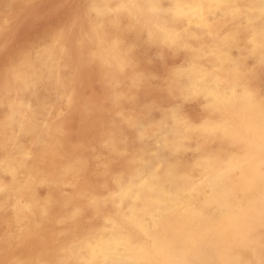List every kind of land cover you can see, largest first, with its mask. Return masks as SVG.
I'll list each match as a JSON object with an SVG mask.
<instances>
[{
	"label": "rangeland",
	"instance_id": "rangeland-1",
	"mask_svg": "<svg viewBox=\"0 0 264 264\" xmlns=\"http://www.w3.org/2000/svg\"><path fill=\"white\" fill-rule=\"evenodd\" d=\"M94 1L95 0H0V46L2 45L0 47V84H1L0 85V94H1L0 96H2L0 98V131L2 132V133L0 132V141H1L0 145L3 146V147L0 146V195H1L0 196V202H1L0 203V240H1L0 241V245H1L0 246V249H1L0 250V257H1L0 258V264H6V263L7 264H22V263L23 264H25V263L26 264H34V263L37 264V262H40L41 264H56V263L57 264H71L72 262H73L72 264H98L97 261H94L93 259L88 257L89 256L88 249L93 248L91 246H95V244L100 239V237L102 235L100 233H102V230L104 228L111 227L110 226L111 223L116 222L122 216L124 218H127V217L132 218L133 217L134 219H139V218L140 219L141 218L146 219V217L143 214H141V210H140L143 207L142 206V204L144 202L142 200L143 198L138 197L136 200L137 204L135 205L136 202H134V209H132L131 204H130L131 203L130 199L129 198H122V200H119V196H120V192H123V191L124 192H127V191L128 192H137V193H139V196L143 195L142 193L144 191V189H143L144 186H142L143 185L142 179L144 177H146L150 171H143L142 170V168L140 166V163H141L140 159L142 156H145V155L151 156L152 153L154 152V151H152V149L157 151V155L159 157V164H160L159 167H161V168L159 169V167H158L157 172H162L166 168L173 169L176 172V175L178 174L177 175L178 183H177L176 189L179 191H183V190L188 188V186H189L188 181L190 179L192 180V182L194 181L192 183V185L200 184L203 182L204 174L211 173L213 168L218 167L219 165H220L219 167H224L223 160L227 156L230 155V152L233 149L237 148L236 147L237 144H238V147H243L245 149L248 148L251 152V155H252L254 162H253V164H251L249 166L244 165L242 167V169L244 168L243 170H245V172H248V171L250 172V175L252 178V184H251L252 186L250 189H246L245 193H243L242 196L239 197V199L242 201V203H248L252 200L258 201L259 195L264 194V179H263L264 178V164H263L264 163V139H263L264 127L262 125L264 123V111H263L264 110V106H263L264 105V101H263V99H264V71H263L264 70V63H263L264 62V58H263L264 57V47L260 43V39H261L260 34L264 33V23H263L264 22V14L260 13L259 10L257 9V3H256L257 0H255V2H254V0H232L231 1L232 3H229L230 5L229 4L228 5L227 4H221L220 6H214L213 5V6H211L212 8L211 7H209V8L203 7V9L201 11L196 12L199 14L193 13L191 17L180 16L177 14V12H178L179 8L185 6L186 4L192 3V1H194V0H164V1L158 0V2L151 8H149V6L147 5L148 4L147 1H144V0H129V1L128 0H120V1L116 0V2H115V0H96L95 5H94ZM106 1H107V3H105ZM124 2H126L127 4ZM111 4H112V6L115 5L116 8L118 7L117 10L115 7H112ZM116 4H118V5H116ZM32 6H33V8H32ZM93 6H95V7L93 8ZM92 8H93V10H92ZM106 9H107V13H106ZM13 10H15V11H13ZM121 10H122V12H121ZM29 11H31V12H29ZM34 11H35V13H33ZM133 11H134V13H133ZM253 13H254V16H253ZM105 14H107V15H105ZM20 15H21V17H20ZM136 15H137V17H136ZM229 15H230V17H229ZM87 16L89 19L88 18L86 19ZM116 16L119 19H117ZM109 17L111 18V20ZM139 17H141V18H139ZM228 17H229V19H228ZM20 18H22V19H20ZM83 19H85V20H83ZM105 19L107 21H105ZM92 21L94 23H92ZM102 21H104L105 23ZM123 21H125V22H123ZM34 22H35V25H33ZM83 22H86V23H83ZM204 22L206 24H204ZM37 23H39V24H37ZM79 23H80V26H79ZM200 23H201V25H200ZM253 23H254V25H253ZM90 24H93V25L91 26ZM100 24H102V25H100ZM97 25H99V26H97ZM69 26H70V28H69ZM96 26H97V30H96ZM119 26H120V28H119ZM226 26H228V27H226ZM260 26H262V27H260ZM62 28H63V30H62ZM57 29H59V30H57ZM94 29H95V32L93 31ZM188 29H190V30L188 31ZM89 30L91 31V33L89 32ZM92 32H93V34H92ZM149 32H150V34H149ZM58 33L59 34L61 33V34L59 35ZM38 34H39V36H38ZM48 34H50V35H48ZM94 34H95L96 38L94 37ZM237 34H239V35H237ZM97 35H99L100 38ZM108 35H110V36H108ZM156 36L158 38H156ZM73 39H75L76 41ZM159 39L162 42H160ZM79 41H81V42H79ZM51 42H53V43H51ZM116 42H118V43L116 44ZM64 43H65V45H64ZM177 43H179V44H177ZM55 44L57 46H55ZM114 44H116V45H114ZM49 46H51V47H49ZM205 46H206V48H205ZM218 46H220V47H218ZM33 48H34V50H33ZM187 48H189V49H187ZM242 48H243V51L241 50ZM29 49H31L33 52ZM71 49H73V50H71ZM94 49H95V52H94ZM64 50L66 51V54H63V53H65ZM75 50L77 51V54H76ZM101 50H104V52ZM115 50H117L119 52H117ZM188 51H190V52H188ZM194 51H195V53H194ZM73 52H74V54H73ZM184 52H186V53H184ZM192 52H193V54H192ZM211 52L214 56L211 54ZM243 52H244V54H243ZM54 53L57 55H55ZM106 53L108 55L107 57H106ZM167 53H169V54H167ZM230 53H231V56H230ZM39 54H41V55H39ZM95 54H96V56H95ZM127 54H129V55H127ZM62 55L64 57H62ZM84 55H85L86 60H84ZM102 55H104V56H102ZM218 55H220V56H218ZM41 56H43V57H41ZM75 56H77V58ZM38 57H40V59ZM60 57H61V59H60ZM191 57L193 59H191ZM214 57H216V58H214ZM91 58H92V60H91ZM95 58H97L98 60ZM261 58H263V59H261ZM21 59L23 60V62ZM63 59L65 60V62ZM119 59H121V60H119ZM166 59H167V61H166ZM207 59H208V61H207ZM152 60L154 62H152ZM163 60H164V63H163ZM174 60H177V61H174ZM222 60H226V63H225V61H222ZM17 61H19V62H17ZM20 61L22 62V64H20L21 63ZM244 61H245V63H244ZM38 63H39V65H38ZM55 63H57V64H55ZM64 63H66V64H64ZM99 63H101V64H99ZM239 63H240V65H239ZM98 64L100 66H98ZM32 65L34 67H32ZM211 65H212V67H211ZM64 66H66V67H64ZM147 66H149V67H147ZM155 66L157 67L156 69H155ZM91 67L93 69H91ZM44 68H46V69H44ZM26 69L27 70L30 69V70L27 71ZM35 69L38 71V73H36L37 71H35ZM56 69H57V72H56ZM105 69L108 72H106ZM146 69H147V71H146ZM25 70L27 73H25ZM45 70H46V72H45ZM58 70L60 71V73ZM92 70H94V71H92ZM95 70H96V72H95ZM116 70H118V72ZM32 71L35 73L33 74ZM50 71H52L51 72L52 74L50 73ZM220 71H223V73ZM80 73L82 74V76H80L81 75ZM228 73L230 76L228 75ZM26 74H28V75H26ZM70 74H72V75H70ZM231 74H232V76H231ZM24 75H26V76H24ZM30 75L33 77H31ZM112 76H114V77H112ZM84 77L85 78L87 77L86 80ZM100 77H101L102 82L100 81ZM174 77H178V78L175 80ZM191 77H192V79H191ZM214 77L216 78V80L219 81L221 86H229V85H239L242 87L244 86V89L247 92L246 96L245 97L242 96L239 100H235V101L229 100L226 102V105L228 104V106L225 105V110L228 113V115L220 106H218L219 103L217 104V101H215L210 95H205L204 93H201V87L203 86V84H205V81L212 79ZM72 78H73V80H72ZM82 78L84 81L82 80ZM92 79H93V81H92ZM25 81H27V82H25ZM66 81H68V82L66 83ZM104 81L106 84L105 83L103 84ZM38 82H41L40 85ZM84 82H86L87 84L86 83L84 84ZM242 82H244V83H242ZM253 82H256V84ZM25 83L26 84L28 83L27 86ZM53 83H54V85H53ZM249 83H250V85H247ZM30 84L32 86L35 84L36 87L33 86V88H32V86ZM82 84L84 87L82 86ZM226 84H228V85H226ZM181 85H183V86H181ZM251 85H252V87H251ZM47 87H48V89H47ZM1 88H2V90H1ZM92 88H93V90H92ZM169 88L172 90H170ZM25 89H26V94L24 92ZM43 89H45V90H43ZM186 89H187V92H186ZM69 90H71L72 92ZM80 90H81V92H79ZM259 90H261V92ZM20 91H22L23 93ZM39 91H41V92H39ZM94 91H95V93H94ZM107 91H109V92H107ZM1 92H3V93H1ZM252 92L253 93L257 92L256 93L257 96H256V94L254 96V94ZM52 93H53V95H52ZM175 93H177V94H175ZM251 93H252V95H251ZM28 94H29V96H28ZM78 94L80 95V97ZM95 94H96V96H95ZM194 94H196V95H194ZM41 96H43V97H41ZM81 96H83L84 98H82ZM196 96H198V97H196ZM162 97H164V98H162ZM21 98H22V100H21ZM52 98H54V100ZM182 98H183V100H182ZM260 98H261V100H260ZM16 99H17V101H16ZM61 99H63V100H61ZM92 99H93V101H92ZM188 99L189 100L191 99V100L189 101ZM69 100H71V101H69ZM94 100H96V102H95L96 104L94 103ZM33 101H34V103H33ZM50 101H51V103H50ZM67 101H69V102H67ZM124 101H125V103H124ZM162 101H164V102H162ZM209 101H210V103H209ZM259 101L262 102L261 103L262 106L260 108H257L254 102H259ZM5 102H6V105H4ZM76 102H78V105L76 104ZM153 102H154V104H153ZM158 102H159V104H158ZM176 102H178V104ZM192 102H194L195 104ZM200 103H202L201 104L202 107H201ZM213 103H214V105H213ZM24 104H26V105L24 106ZM87 104H89V105H87ZM187 104H189V105H187ZM232 104L235 106H233ZM53 105H54V107H53ZM2 106H3V108H2ZM4 106H5V108H4ZM8 106H9V108H8ZM105 106H106V109L104 108ZM162 106H164L165 108ZM184 106L186 107V109ZM213 106H215V107H213ZM157 108H159V109H157ZM160 108H162L161 111H160ZM229 108L231 110H229ZM26 109L28 111V114H29V112H30V114L31 113L32 114L31 115L29 114L27 116ZM188 109H191V110H188ZM208 109H210V110H208ZM108 110H110V111H108ZM135 111H137V112H135ZM169 111H170V114H169ZM199 111H201V112H199ZM211 111H212V113H211ZM189 112L191 114H189ZM215 112H216V114H215ZM232 112H234V113H232ZM257 112H259V113H257ZM57 113H58V115H57ZM73 113L75 115H73ZM19 114H21V116ZM68 114H69V116H68ZM153 114L155 116H153ZM220 114L221 115L223 114V115L221 116ZM34 115H36L37 118ZM83 115H84V117H83ZM95 115H97V116H95ZM108 115H110V116H108ZM185 115H187L189 118ZM219 115L221 117H219ZM240 115H241V118H240ZM16 116H17L18 120L16 119ZM92 116H94V117L92 118ZM259 116L260 117L262 116V119ZM12 117H13V119H11ZM54 117H55V119H54ZM147 118L149 121L147 120ZM203 118H205V119H203ZM212 118H213V120H212ZM218 118H221V120L222 119L223 120L221 121ZM234 118H236L239 122ZM257 118H258V120H257ZM7 119L10 121H8ZM172 119H174V121ZM186 119H188V120H186ZM224 119L226 121H224ZM190 120L192 121V125L196 122L195 125L192 126ZM200 120H201V122H200ZM240 120H242V121H240ZM253 120H254V122L256 120L257 121L254 123ZM215 121L217 123L218 122L219 123L217 124V123H215ZM8 123H10V124H8ZM208 123H210V124H208ZM29 124H31V126ZM235 124L237 125V128H234V127H236ZM253 124H255V125H253ZM197 125H199V126H197ZM226 125H228V126H226ZM108 126H109V128H108ZM138 126H139V128H138ZM1 127H2V129H1ZM130 127H132V128L130 129ZM204 127H206V128H204ZM218 127H220V128H218ZM228 127H229V129H228ZM239 127L241 129L243 128L242 130H244V133ZM252 127H253V129H255L257 127L255 130L256 131L260 130V132L261 131L262 132L259 133V131L258 132H256L255 130L253 131V129H250ZM100 128H101V130H100ZM113 128H115V129H113ZM142 128H143V130H142ZM64 129H66V130H64ZM147 129H149V130H147ZM238 129H240V132ZM241 131H242V134H241ZM251 131L255 134L257 133L256 134L257 136L260 135L259 136L260 140L255 139L256 141H254L252 138H248V137L255 136L253 133H250ZM116 132H117V134H115ZM222 132H223V135H222ZM245 132L247 134H245ZM32 133L34 134V136ZM113 133H114V135H113ZM129 134H131V135H129ZM244 134L246 135V138H245ZM251 134H253V135H251ZM119 135L121 137H119ZM113 136L118 142L113 138ZM239 136H240V138H239ZM101 137H103V138L101 139ZM109 137H110V139H109ZM162 137H163V139H162ZM32 138H34V139H32ZM92 138L95 140V141L93 140L94 141L93 143L91 140ZM135 138H136V140H134ZM166 138H168V139H166ZM172 138H173V140H171ZM207 138H209V139H207ZM103 139H104V141H103ZM137 139H139V140H137ZM62 140H64L65 142ZM26 141H28V143ZM56 141H57V143H56ZM77 141L79 144H77ZM247 141H250V142H247ZM101 142H103V143H101ZM139 142L142 144L144 143V144L143 145L139 144ZM176 142H177V144H176ZM38 143H41V145ZM58 143L60 144V147H59ZM71 143H72V145H71ZM124 143L126 144L125 146H127V145L128 146L127 147L122 146V145H124ZM256 143H257V145H256ZM85 144H87V145L85 146ZM251 144H253V145H251ZM69 145H71V146H69ZM82 145H83V147H82ZM247 145H249L250 147L252 146V147L250 148ZM38 146H40V147H38ZM97 146H99V147H97ZM255 146H257L259 149H261L263 151V153L261 150H259ZM45 147H46V149H45ZM53 147L55 148V150L52 149ZM70 147L72 149H75L76 151L75 150L73 151ZM77 147H79V148H77ZM89 147H90V149H89ZM60 148L61 149L63 148V149L61 150ZM6 149H7V151H5ZM114 149H115V151H114ZM255 149L257 151H255ZM58 150L62 151V152L60 153ZM132 150L136 153H133ZM148 150H149V152H148ZM258 150H259V152H258ZM97 151H98V153H97ZM131 151H132V155H131ZM254 151L257 153H255ZM113 152H115V153H113ZM127 152H128V154H126ZM252 152L254 154H252ZM100 153L101 154L103 153V155L101 156ZM166 153H167V155H166ZM37 154H38V156H37ZM65 154L66 155L68 154L67 155L68 157ZM77 154L81 155V156H78ZM94 154H95L96 158L94 157ZM118 154H120V155H118ZM133 154H135V155H133ZM52 155H53V157H52ZM96 155L98 156V158ZM14 157H15V159H14ZM112 157H114V158H112ZM109 158H111V159H109ZM93 159H94V161H93ZM96 159L98 160L97 162H96ZM128 159H129V161H128ZM133 159L135 160V162ZM38 160L40 162H38ZM132 160H133V162H132ZM185 160H187V161H185ZM217 160H218V162H217ZM57 161H59V162H57ZM100 161L102 164L100 163ZM110 161L113 163H109ZM90 162H92V163H90ZM258 162L260 163V165ZM88 163H89V165H88ZM107 163H108V165H106ZM37 164H38V166H37ZM190 164H191V166H190ZM82 165H84V166H82ZM100 166H101V168H100ZM25 167H26V169H25ZM133 167H134V169H133ZM29 168H31V169H29ZM53 168H54V170H53ZM76 168H77V170H76ZM98 168H99V170H98ZM110 168L113 170H111ZM150 168H151V166H150ZM43 169H45L47 171L45 172ZM85 169L86 170L91 169V170H90V172L88 170H87L88 172H86ZM105 169L106 170L109 169V171H106ZM120 169H121V171H120ZM261 169H262V171H261ZM53 171H57V172L54 173ZM84 171H85V173H84ZM113 171H115V172H113ZM196 171H198V172H196ZM91 172H92V174H91ZM199 172H201V174H200L201 176L197 175ZM56 173H58V174H56ZM60 173H61V175H60ZM93 174H96V175L93 176ZM27 175H28V177H27ZM115 175H116V177H115ZM46 176H47V178H43ZM52 176H54V177H52ZM83 176H85L84 177L85 179L83 178ZM91 176H93V177H91ZM95 176H96V178H95ZM49 177H50V179H48ZM228 177H229L231 182H236L238 179V178L234 177L232 174H229ZM63 178H65V179H63ZM67 178H69V179H67ZM71 178H72V180H71ZM77 178L79 179V181H77L78 180ZM89 178L93 182H91ZM98 178H100V179H98ZM45 179H46V181H45ZM96 179H98V180H96ZM57 180H58V182H57ZM108 180H110V181H108ZM94 181H95V183H94ZM19 182H21L22 184ZM184 182H185V185H184ZM196 182H199V183H196ZM78 184L82 185L83 187L78 185ZM93 184H95V185H93ZM91 185H93V187ZM34 187H37V190ZM50 187H51V189L49 190ZM74 188H76V189L74 190ZM93 188H94V190H93ZM141 188L143 191L141 190ZM54 189H56V190H54ZM81 189H82V191H80ZM108 189H110V191ZM54 191L56 192V194ZM97 191L98 192L100 191V192L98 193ZM53 193H54V195H53ZM57 193H59V195ZM99 194H101V195H99ZM9 195H10V197H9ZM54 196H56V198ZM109 196H110V198H109ZM198 196H199V199L195 203L190 204L189 206H184L181 204L178 205V204H176L177 202L175 201L174 203L176 205H174V207H173L174 209H172L168 212L164 211L163 206H162V204L164 202L161 198L156 201L157 205L161 208L163 214L165 215L164 216V223L166 225L168 232L174 233V235H176L178 237L179 242H180V247L184 252L183 258L181 260L177 259L175 261V264H250V263H252V264H254V263L255 264H264V257H263L264 256V245H263L264 242H262V240L264 239V237H262V233L264 236V228H263L264 226L262 228L260 226L261 225L260 221L264 220V204H263V206L257 208V212L255 214L250 212V213H245V216L239 217L238 220H241V218L243 219L242 222H243V225H245V226H243L245 231H243V232L240 231L237 233V232H235L234 229L231 228L232 225L228 226L227 224H225L228 227L227 226L223 227V225L219 224L218 223L219 220L217 218L215 219V214L214 213L212 214V212L209 213V214H211V219L209 221L208 218L206 217V214L202 213V211H201L200 194ZM172 198H175V196ZM170 199H171V197H170ZM48 200L49 201L52 200V201L49 202ZM70 200H73V201H70ZM23 201H24V203H23ZM114 201H115L116 205L113 204ZM116 202H118V204ZM227 202L229 204L230 200H228ZM61 203L63 204V206ZM2 204H3V207H2ZM23 204H25L26 206ZM103 204H104V206H103ZM19 205H22V206H19ZM79 205H83L84 207L79 206ZM29 206H30V208H29ZM111 206H112V208H111ZM17 207H18V209H17ZM125 207H126V211H125ZM1 209H2V211H1ZM5 209H7V210H5ZM46 209H47V211H46ZM136 209H137V211H136ZM26 210H27V212H26ZM36 210H38V211H36ZM49 210H50V213L48 212ZM67 210H69V211H67ZM229 210L231 211L230 207H229ZM115 211H116V213H115ZM122 211H123V213H122ZM3 212H4V214H1ZM13 212H14V214H13ZM45 212H47V213H45ZM57 212L59 213L60 216L58 215ZM85 212H86V215L84 214ZM27 213H28V215H27ZM103 213L106 215H104ZM114 213L116 214V216H114L115 215ZM126 213H127V215L125 216L124 214H126ZM47 214H49V215H47ZM110 214L112 215V217ZM85 216L87 217V219ZM107 216L108 217L110 216V217L108 218ZM119 216H121V217L119 218ZM82 217H83V219H82ZM76 218H78V219L76 220ZM79 218H80V221H79ZM14 219L16 221H14ZM110 219L111 220L113 219L114 221L113 220L111 221ZM115 219H117V220H115ZM5 220H7V222ZM83 220H84V222H83ZM27 221L28 222L30 221L32 223L30 224V222L28 223ZM35 221H36V223L34 224ZM47 221H49V222H47ZM17 222H18V225H17ZM39 222H41L40 223L41 225H39ZM37 223H38V225H37ZM48 223L51 225H49ZM8 224H10V225H8ZM78 225H79V227H77ZM28 226L30 227V230H29ZM44 226H48V227H44ZM7 227H8V229H7ZM13 227H14V229H13ZM32 228H34L35 230L33 231ZM23 229H24V231H23ZM31 229H32V231H31ZM124 229H125V231H123ZM261 229H263V230H261ZM17 230H19V231H17ZM260 230L262 231V233ZM21 231H23L25 234ZM35 231H38V233ZM129 231L131 232V234ZM138 231L139 230L134 225L130 224L129 219H128V222L126 221V224L122 225L121 228L118 227L117 229L116 228L111 229L110 235L114 240L115 239H117V240L121 239L123 241L124 246L121 248V250L124 251V249L129 248V249L135 250L136 253L137 252L142 253L145 249L150 248L149 247L150 244L140 234V231L139 232ZM29 232H30V235L32 234L33 236L32 235L30 236ZM33 232L36 234H34ZM41 232H43V233H41ZM155 233H157V232H155ZM260 233H261V237H260ZM47 234H48V236H47ZM54 234H55V236H54ZM24 235H26V236H24ZM255 235H257V236H255ZM45 236H47L49 238L47 239V237L45 238ZM56 236L59 239L58 238L56 239ZM92 236H93V238H92ZM2 237H4V238H2ZM19 237H20V239H19ZM37 237L38 238L41 237V239L40 238L38 239ZM50 238H52V239L50 240ZM61 238H62V240H61ZM89 238H91V239H89ZM22 239H24V240H22ZM69 239L72 241H70ZM139 239H140V241H139ZM256 239H257L258 244L256 243ZM18 240L21 242L20 246H19ZM60 240L62 243L59 242ZM250 240H253V241H250ZM2 241H3V243H2ZM44 241L47 242L48 245ZM37 242H39V243H37ZM58 242H59V245H58ZM66 243H67V245H65ZM51 244H52V246H51ZM30 246H32V247L30 248ZM57 246H59V247H57ZM146 246H147V248H146ZM56 247L59 250L56 249ZM50 248H52V249H50ZM43 249H45L44 250L45 252H43ZM12 250H14V251H12ZM53 251H54V254H53ZM73 251H74V253H73ZM4 252H5V254H4ZM19 252L20 253L23 252V253L19 254ZM42 252L45 254H43ZM37 253H39V254H37ZM60 253L63 254L64 256H61ZM31 254H34V255H31ZM28 257H29V259H28ZM156 258L157 257H146V258H144V261L146 262V264H158V263L164 264L165 263L162 261H160L161 262L160 263L159 260H161V259L157 258L158 259L157 260ZM251 258H253V259H251ZM8 259H9V261H8ZM24 259H25V262H24ZM40 259L44 260V261H40ZM55 259H58L57 262ZM250 259L252 260V262L250 261ZM48 260H50V261H48ZM19 261H20V263H18ZM4 262H6V263H4ZM40 263H38V264H40Z\"/></svg>",
	"mask_w": 264,
	"mask_h": 264
},
{
	"label": "bare ground",
	"instance_id": "bare-ground-1",
	"mask_svg": "<svg viewBox=\"0 0 264 264\" xmlns=\"http://www.w3.org/2000/svg\"><path fill=\"white\" fill-rule=\"evenodd\" d=\"M96 1V0H95ZM95 1H94V5H95ZM120 1V0H119ZM129 1V0H128ZM144 1H147V5L149 6V8H151V7H153L157 2H158V0H144ZM162 1H164V0H162ZM232 0H194V1H192V3H189V4H186L185 6H183V7H181V8H179V10H178V12H177V14L178 15H180V16H187V17H191L192 16V14L193 13H196V12H198V11H201L202 9H203V7L204 8H209V7H211V6H220L221 4H229V3H232L231 2ZM112 2V1H111ZM115 2H116V0H115ZM118 2V1H117ZM236 2V1H235ZM251 2V1H250ZM254 2H255V0H254ZM11 3V2H10ZM88 3V2H87ZM105 3H107V1L105 2ZM124 3H126V2H124ZM256 3H257V9L259 10V12L260 13H262V14H264V0H257L256 1ZM255 3V4H256ZM127 4V3H126ZM138 4V3H137ZM252 4V3H251ZM85 5V4H84ZM90 5V4H89ZM116 5H118V4H116ZM146 5V4H145ZM178 5V4H177ZM230 5V4H229ZM237 5V4H236ZM111 6H112V4H111ZM110 6V7H111ZM240 6V5H239ZM244 6V5H243ZM95 6H93V8H94ZM112 7H115V5H113ZM123 7V6H122ZM131 7V6H130ZM231 7V6H230ZM236 7V6H235ZM32 8H33V6H32ZM93 8H92V10H93ZM116 8V7H115ZM114 8V9H115ZM118 8V7H117ZM117 8H116V10H117ZM121 8V7H120ZM133 8V7H132ZM157 8V7H156ZM212 8V7H211ZM237 8V7H236ZM6 9V8H5ZM24 9V8H23ZM26 9V8H25ZM88 9V8H87ZM223 9V8H222ZM244 9V8H243ZM251 9V8H250ZM91 10V11H92ZM168 10V9H167ZM205 10V9H204ZM13 11H15V10H13ZM54 11V10H53ZM105 11V10H104ZM136 11V10H135ZM142 11V10H141ZM146 11V10H145ZM208 11V10H207ZM214 11V10H213ZM227 11V10H226ZM29 12H31V11H29ZM88 12V11H87ZM121 12H122V10H121ZM33 13H35V11L33 12ZM105 13V12H104ZM106 13H107V9H106ZM133 13H134V11H133ZM132 13V14H133ZM160 13V12H159ZM163 13V12H162ZM24 14V13H23ZM91 14V13H90ZM136 14V13H135ZM164 14V13H163ZM196 14H199V13H196ZM223 14V13H222ZM228 14V13H227ZM241 14V13H240ZM256 14V13H255ZM105 15H107V14H105ZM114 15V14H113ZM118 15V14H117ZM231 15V14H230ZM230 15H229V17H230ZM233 15V14H232ZM89 16V15H88ZM88 16L86 17V19L88 18ZM102 16V15H101ZM115 16V15H114ZM140 16V15H139ZM209 16V15H208ZM237 16V15H236ZM253 16H254V13H253ZM260 16V15H259ZM19 17V16H18ZM20 17H21V15H20ZM117 17V16H116ZM128 17V16H127ZM136 17H137V15H136ZM219 17V16H218ZM229 17H228V19H229ZM250 17V16H249ZM27 18V17H26ZM96 18V17H95ZM110 18V17H109ZM133 18V17H132ZM139 18H141V17H139ZM20 19H22V18H20ZM25 19V18H24ZM62 19V18H61ZM74 19V18H73ZM89 19V18H88ZM114 19V18H113ZM117 19H119L118 17H117ZM125 19V18H124ZM151 19V18H150ZM224 19V18H223ZM83 20H85V19H83ZM91 20V19H90ZM110 20H111V18H110ZM121 20V19H120ZM127 20V19H126ZM203 20V19H202ZM5 21V20H4ZM52 21V20H51ZM73 21V20H72ZM95 21V20H94ZM105 21H107L106 19H105ZM129 21V20H128ZM131 21V20H130ZM142 21V20H141ZM146 21V20H145ZM204 21V20H203ZM233 21V20H232ZM237 21V20H236ZM260 21V20H259ZM80 22V21H79ZM91 22V21H90ZM96 22V21H95ZM102 22H104V21H102ZM123 22H125V21H123ZM52 23V22H51ZM61 23V22H60ZM82 23V22H81ZM83 23H86V22H83ZM92 23H94L93 21H92ZM105 23V22H104ZM114 23V22H113ZM181 23V22H180ZM264 23V22H263ZM22 24V23H21ZM37 24H39V23H37ZM43 24V23H42ZM120 24V23H119ZM149 24V23H148ZM204 24H206L205 22H204ZM216 24V23H215ZM242 24V23H241ZM18 25V24H17ZM33 25H35V22H34V24ZM61 25V24H60ZM91 26L93 25V24H90ZM95 25V24H94ZM100 25H102V24H100ZM109 25V24H108ZM116 25V24H115ZM163 25V24H162ZM184 25V24H183ZM182 25V26H183ZM200 25H201V23H200ZM253 25H254V23H253ZM257 25V24H256ZM32 26V25H31ZM54 26V25H53ZM79 26H80V23H79ZM82 26V25H81ZM97 26H99V25H97ZM97 26H96V30H97ZM104 26V25H103ZM118 26V25H117ZM148 26V25H147ZM222 26V25H221ZM252 26V25H251ZM89 27V26H88ZM108 27V26H107ZM179 27V26H178ZM218 27V26H217ZM226 27H228V26H226ZM249 27V26H248ZM260 27H262V26H260ZM55 28V27H54ZM69 28H70V26H69ZM119 28H120V26H119ZM152 28V27H151ZM180 28V27H179ZM189 28V27H188ZM207 28V27H206ZM28 29V28H27ZM36 29V28H35ZM66 29V28H65ZM91 29V28H90ZM116 29V28H115ZM225 29V28H224ZM223 29V30H224ZM229 29V28H228ZM246 29V28H245ZM57 30H59V29H57ZM62 30H63V28H62ZM105 30V29H104ZM111 30V29H110ZM173 30V29H172ZM190 29H188V31H189ZM196 30V29H195ZM94 32H95V29L93 30ZM152 31V30H151ZM161 31V30H160ZM182 31V30H181ZM235 31V30H234ZM239 31V30H238ZM89 32L91 33V31L89 30ZM126 32V31H125ZM145 32V31H144ZM231 32V31H230ZM50 33V32H49ZM80 33V32H79ZM97 33V32H96ZM153 33V32H152ZM173 33V32H172ZM184 33V32H183ZM210 33V32H209ZM31 34V33H30ZM59 34V33H58ZM61 34V33H60ZM59 34V35H60ZM92 34H93V32H92ZM105 34V33H104ZM108 34V33H107ZM149 34H150V32H149ZM165 34V33H164ZM223 34V33H222ZM44 35V34H43ZM48 35H50V34H48ZM56 35V34H55ZM77 35V34H76ZM75 35V36H76ZM155 35V34H154ZM167 35V34H166ZM237 35H239V34H237ZM261 35V39H260V43H261V45L264 47V33H261L260 34ZM24 36V35H23ZM30 36V35H29ZM38 36H39V34H38ZM62 36V35H61ZM78 36V35H77ZM83 36V35H82ZM86 36V35H85ZM92 36V35H91ZM98 37H99V35H97ZM104 36V35H103ZM108 36H110V35H108ZM116 36V35H115ZM124 36V35H123ZM129 36V35H128ZM204 36V35H203ZM31 37V36H30ZM67 37V36H66ZM94 37L96 38V36H95V34H94ZM131 37V36H130ZM150 37V36H149ZM170 37V36H169ZM229 37V36H228ZM240 37V36H239ZM248 37V36H247ZM254 37V36H253ZM39 38V37H38ZM37 38V39H38ZM50 38V37H49ZM60 38V37H59ZM62 38V37H61ZM71 38V37H70ZM91 38V37H90ZM100 38V37H99ZM120 38V37H119ZM142 38V37H141ZM156 38H158L157 36H156ZM178 38V37H177ZM208 38V37H207ZM215 38V37H214ZM230 38V37H229ZM47 39V38H46ZM56 39V38H55ZM54 39V40H55ZM72 39V38H71ZM70 39V40H71ZM206 39V38H205ZM210 39V38H209ZM235 39V38H234ZM29 40V39H28ZM66 40V39H65ZM73 40H75V39H73ZM94 40V39H93ZM100 40V39H99ZM102 40V39H101ZM109 40V39H108ZM202 40V39H201ZM216 40V39H215ZM229 40V39H228ZM249 40V39H248ZM259 40V39H258ZM30 41V40H29ZM57 41V40H56ZM76 41V40H75ZM85 41V40H84ZM159 41H160V39H159ZM190 41V40H189ZM192 41V40H191ZM198 41V40H197ZM244 41V40H243ZM42 42V41H41ZM62 42V41H61ZM79 42H81V41H79ZM101 42V41H100ZM107 42V41H106ZM112 42V41H111ZM160 42H162V41H160ZM183 42V41H182ZM181 42V43H182ZM233 42V41H232ZM25 43V42H24ZM51 43H53V42H51ZM78 43V42H77ZM95 43V42H94ZM102 43V42H101ZM100 43V44H101ZM118 42H116V44H117ZM124 43V42H123ZM130 43V42H129ZM186 43V42H185ZM196 43V42H195ZM199 43V42H198ZM207 43V42H206ZM246 43V42H245ZM57 44V43H56ZM55 44V46H57ZM63 44V43H62ZM73 44V43H72ZM104 44V43H103ZM112 44V43H111ZM116 44H114V45H116ZM131 44V43H130ZM141 44V43H140ZM177 44H179V43H177ZM223 44V43H222ZM240 44V43H239ZM15 45V44H14ZM22 45V44H21ZM64 45H65V43H64ZM94 45V44H93ZM124 45V44H123ZM133 45V44H132ZM138 45V44H137ZM148 45V44H147ZM217 45V44H216ZM230 45V44H229ZM232 45V44H231ZM2 46V45H1ZM0 46V47H1ZM43 46V45H42ZM63 46V45H62ZM67 46V45H66ZM82 46V45H81ZM98 46V45H97ZM107 46V45H106ZM237 46V45H236ZM243 46V45H242ZM49 47H51V46H49ZM65 47V46H64ZM79 47V46H78ZM102 47V46H101ZM104 47V46H103ZM119 47V46H118ZM203 47V46H202ZM217 47V46H216ZM218 47H220V46H218ZM240 47V46H239ZM29 48V47H28ZM27 48V49H28ZM55 48V47H54ZM80 48V47H79ZM99 48V47H98ZM144 48V47H143ZM190 48V47H189ZM189 48H187V49H189ZM205 48H206V46H205ZM223 48V47H222ZM39 49V48H38ZM41 49V48H40ZM47 49V48H46ZM67 49V48H66ZM69 49V48H68ZM106 49V48H105ZM109 49V48H108ZM125 49V48H124ZM135 49V48H134ZM184 49V48H183ZM240 49V48H239ZM263 49V48H262ZM29 50H31V49H29ZM33 50H34V48H33ZM54 50V49H53ZM59 50V49H58ZM71 50H73V49H71ZM83 50V49H82ZM110 50V49H109ZM113 50V49H112ZM214 50V49H213ZM231 50V49H230ZM242 51H243V48L241 49ZM32 51V50H31ZM39 51V50H38ZM42 51V50H41ZM61 51V50H60ZM65 51V50H64ZM76 51V50H75ZM79 51V50H78ZM81 51V50H80ZM97 51V50H96ZM99 51V50H98ZM101 51H103L104 52V50H101ZM111 51V50H110ZM115 51H117V50H115ZM123 51V50H122ZM125 51V50H124ZM134 51V50H133ZM185 51V50H184ZM210 51V50H209ZM33 52V51H32ZM46 52V51H45ZM48 52V51H47ZM94 52H95V49H94ZM100 52V51H99ZM117 52H119V51H117ZM188 52H190V51H188ZM245 52V51H244ZM244 52H243V54H244ZM52 53V52H51ZM50 53V54H51ZM82 53V52H81ZM121 53V52H120ZM123 53V52H122ZM125 53V52H124ZM134 53V52H133ZM166 53V52H165ZM184 53H186V52H184ZM194 53H195V51H194ZM24 54V53H23ZM55 54V53H54ZM62 54V53H61ZM63 54H66V51H65V53H63ZM73 54H74V52H73ZM76 54H77V51H76ZM87 54V53H86ZM93 54V53H92ZM115 54V53H114ZM167 54H169V53H167ZM180 54V53H179ZM192 54H193V52H192ZM211 54H212V52H211ZM219 54V53H218ZM242 54V55H243ZM28 55V54H27ZM39 55H41V54H39ZM38 55V56H39ZM55 55H57V54H55ZM59 55V54H58ZM101 55V54H100ZM125 55V54H124ZM127 55H129V54H127ZM213 55V54H212ZM221 55V54H220ZM220 55H218V56H220ZM255 55V54H254ZM53 56V55H52ZM66 56V55H65ZM72 56V55H71ZM81 56V55H80ZM90 56V55H89ZM95 56H96V54H95ZM102 56H104V55H102ZM108 55H107V53H106V57H107ZM170 56V55H169ZM190 56V55H189ZM214 56V55H213ZM217 56V55H216ZM230 56H231V53H230ZM246 56V55H245ZM250 56V55H249ZM41 57H43V56H41ZM50 57V56H49ZM55 57V56H54ZM53 57V58H54ZM59 57V56H58ZM62 57H64L63 55H62ZM76 58H77V56H75ZM91 57V56H90ZM130 57V56H129ZM224 57V56H223ZM233 57V56H232ZM247 57V56H246ZM255 57V56H254ZM39 59H40V57H38ZM99 58V57H98ZM114 58V57H113ZM214 58H216V57H214ZM244 58V57H243ZM264 58V57H263ZM263 58H261V59H263ZM34 59V58H33ZM43 59V58H42ZM60 59H61V57H60ZM73 59V58H72ZM75 59V58H74ZM94 59V58H93ZM95 59H97V58H95ZM191 59H193L192 57H191ZM199 59V58H198ZM201 59V58H200ZM246 59V58H245ZM20 60V59H19ZM22 60V59H21ZM50 60V59H49ZM64 60V59H63ZM67 60V59H66ZM78 60V59H77ZM82 60V59H81ZM84 60H86L85 59V55H84ZM91 60H92V58H91ZM98 60V59H97ZM106 60V59H105ZM119 60H121V59H119ZM183 60V59H182ZM189 60V59H188ZM202 60V59H201ZM213 60V59H212ZM14 61V60H13ZM31 61V60H30ZM48 61V60H47ZM54 61V60H53ZM88 61V60H87ZM102 61V60H101ZM104 61V60H103ZM142 61V60H141ZM166 61H167V59H166ZM174 61H177V60H174ZM193 61V60H192ZM204 61V60H203ZM207 61H208V59H207ZM222 61H225V63H226V60H222ZM231 61V60H230ZM17 62H19V61H17ZM21 62V61H20ZM22 62H23V60H22ZM22 62L20 63V64H22ZM27 62V61H26ZM61 62V61H60ZM64 62H65V60H64ZM81 62V61H80ZM90 62V61H89ZM123 62V61H122ZM152 62H154L153 60H152ZM171 62V61H170ZM169 62V63H170ZM210 62V61H209ZM29 63V62H28ZM33 63V62H32ZM63 63V62H62ZM67 63V62H66ZM66 63H64V64H66ZM72 63V62H71ZM86 63V62H85ZM93 63V62H92ZM163 63H164V60H163ZM162 63V64H163ZM195 63V62H194ZM230 63V62H229ZM244 63H245V61H244ZM261 63V62H260ZM264 63V62H263ZM27 64V63H26ZM44 64V63H43ZM55 64H57V63H55ZM87 64V63H86ZM99 64H101V63H99ZM98 64V66H100ZM144 64V63H143ZM151 64V63H150ZM203 64V63H202ZM224 64V63H223ZM15 65V64H14ZM13 65V66H14ZM17 65V64H16ZM38 65H39V63H38ZM60 65V64H59ZM73 65V64H72ZM92 65V64H91ZM125 65V64H124ZM140 65V64H139ZM147 65V64H146ZM149 65V64H148ZM179 65V64H178ZM177 65V66H178ZM197 65V64H196ZM201 65V64H200ZM217 65V64H216ZM231 65V64H230ZM239 65H240V63H239ZM257 65V64H256ZM263 65V64H262ZM12 66V65H11ZM43 66V65H42ZM104 66V65H103ZM145 66V65H144ZM205 66V65H204ZM208 66V65H207ZM249 66V65H248ZM251 66V65H250ZM26 67V66H25ZM32 67H34L33 65H32ZM52 67V66H51ZM64 67H66V66H64ZM73 67V66H72ZM82 67V66H81ZM147 67H149V66H147ZM179 67V66H178ZM191 67V66H190ZM211 67H212V65H211ZM258 67V66H257ZM27 68V67H26ZM49 68V67H48ZM68 68V67H67ZM84 68V67H83ZM86 68V67H85ZM146 68V67H145ZM157 67L155 66V69H156ZM189 68V67H188ZM207 68V67H206ZM205 68V69H206ZM210 68V67H209ZM215 68V67H214ZM222 68V67H221ZM225 68V67H224ZM244 68V67H243ZM248 68V67H247ZM41 69V68H40ZM44 69H46V68H44ZM51 69V68H50ZM82 69V68H81ZM91 69H93L92 67H91ZM99 69V68H98ZM107 69V68H106ZM105 69V70H106ZM228 69V68H227ZM234 69V68H233ZM249 69V68H248ZM27 70V69H26ZM26 70H25V73H27L26 72ZM28 70H30V69H28ZM27 70V71H28ZM85 70V69H84ZM103 70V69H102ZM101 70V71H102ZM143 70V69H142ZM190 70V69H189ZM218 70V69H217ZM240 70V69H239ZM244 70V69H243ZM35 71H37L36 69H35ZM43 71V70H42ZM59 71V70H58ZM71 71V70H70ZM73 71V70H72ZM88 71V70H87ZM92 71H94V70H92ZM100 71V72H101ZM117 72H118V70H116ZM146 71H147V69H146ZM229 71V70H228ZM264 71V70H263ZM8 72V71H7ZM33 72V71H32ZM45 72H46V70H45ZM52 71H50V73H51ZM56 72H57V69H56ZM63 72V71H62ZM95 72H96V70H95ZM106 72H108L107 70H106ZM176 72V71H175ZM218 72V71H217ZM220 72H222L223 73V71H220ZM235 72V71H234ZM243 72V71H242ZM248 72V71H247ZM260 72V71H259ZM35 72H33V74H34ZM36 73H38V71L36 72ZM54 73V72H53ZM59 73H60V71H59ZM110 73V72H109ZM115 73V72H114ZM205 73V72H204ZM221 73V74H222ZM246 73V72H245ZM249 73V72H248ZM253 73V72H252ZM257 73V72H256ZM263 73V72H262ZM30 74V73H29ZM52 74V73H51ZM81 74V73H80ZM122 74V73H121ZM168 74V73H167ZM174 74V73H173ZM172 74V75H173ZM186 74V73H185ZM4 75V74H3ZM2 75V76H3ZM10 75V74H9ZM20 75V74H19ZM18 75V76H19ZM26 75H28V74H26ZM26 75H24V76H26ZM43 75V74H42ZM70 75H72V74H70ZM74 75V74H73ZM108 75V74H107ZM120 75V74H119ZM141 75V74H140ZM228 75H229V73H228ZM239 75V74H238ZM250 75V74H249ZM31 76V75H30ZM37 76V75H36ZM48 76V75H47ZM46 76V77H47ZM66 76V75H65ZM80 76H82V74L80 75ZM86 76V75H85ZM93 76V75H92ZM115 76V75H114ZM114 76H112V77H114ZM162 76V75H161ZM177 76V75H176ZM186 76V75H185ZM230 76V75H229ZM231 76H232V74H231ZM31 77H33V76H31ZM60 77V76H59ZM111 77V78H112ZM123 77V76H122ZM127 77V76H126ZM173 77V76H172ZM194 77V76H193ZM257 77V76H256ZM4 78V77H3ZM19 78V77H18ZM36 78V77H35ZM43 78V77H42ZM49 78V77H48ZM51 78V77H50ZM85 78V77H84ZM87 78V77H86ZM86 78H85V80H86ZM99 78V77H98ZM178 77H174V79L176 80ZM28 79V78H27ZM37 79V78H36ZM41 79V78H40ZM46 79V78H45ZM180 79V78H179ZM191 79H192V77H191ZM232 79V78H231ZM237 79V78H236ZM241 79V78H240ZM247 79V78H246ZM13 80V79H12ZM15 80V79H14ZM26 80V79H25ZM66 80V79H65ZM72 80H73V78H72ZM71 80V81H72ZM82 80H83V78H82ZM116 80V79H115ZM157 80V79H156ZM234 80V79H233ZM257 80V79H256ZM260 80V79H259ZM17 81V80H16ZM30 81V80H29ZM32 81V80H31ZM37 81V80H36ZM40 81V80H39ZM54 81V80H53ZM84 81V80H83ZM92 81H93V79H92ZM100 81H101V77H100ZM130 81V80H129ZM164 81V80H163ZM187 81V80H186ZM190 81V80H189ZM193 81V80H192ZM197 81V80H196ZM202 81V80H201ZM231 81V80H230ZM263 81V80H262ZM18 82V81H17ZM24 82V81H23ZM22 82V83H23ZM25 82H27V81H25ZM33 82V81H32ZM68 81H66V83H67ZM79 82V81H78ZM99 82V81H98ZM102 82V81H101ZM108 82V81H107ZM111 82V81H110ZM115 82V81H114ZM124 82V81H123ZM171 82V81H170ZM169 82V83H170ZM194 82V81H193ZM238 82V81H237ZM249 82V81H248ZM257 82V81H256ZM256 82H253V83H255L256 84ZM260 82V81H259ZM2 83V82H1ZM34 83V82H33ZM39 83V85H40V83L41 82H38ZM52 83V82H51ZM63 83V82H62ZM83 83V82H82ZM86 82H84V84H85ZM105 83V81L103 82V84ZM149 83V82H148ZM172 83V82H171ZM170 83V84H171ZM195 83V82H194ZM242 83H244V82H242ZM18 84V83H17ZM26 84V83H25ZM28 84V83H27ZM27 84H26V86H27ZM36 84V83H35ZM35 84L33 85V86H35ZM78 84V83H77ZM87 84V83H86ZM97 84V83H96ZM102 84V85H103ZM106 84V83H105ZM176 84V83H175ZM182 84V83H181ZM193 84V83H192ZM1 85V84H0ZM31 85V84H30ZM53 85H54V83H53ZM92 85V84H91ZM110 85V84H109ZM131 85V84H130ZM188 85V84H187ZM190 85V84H189ZM226 85H228V84H226ZM245 85V84H244ZM247 85H250V83L249 84H247ZM258 85V84H257ZM263 85V84H262ZM5 86V85H4ZM18 86V85H17ZM29 86V85H28ZM32 86V85H31ZM33 86H32V88H33ZM45 86V85H44ZM56 86V85H55ZM54 86V87H55ZM59 86V85H58ZM82 86H83V84H82ZM169 86V85H168ZM180 86V85H179ZM181 86H183V85H181ZM191 86V85H190ZM193 86V85H192ZM36 87V86H35ZM52 87V86H51ZM84 87V86H83ZM94 87V86H93ZM124 87V86H123ZM130 87V86H129ZM171 87V86H170ZM176 87V86H175ZM246 87V86H245ZM248 87V86H247ZM251 87H252V85H251ZM261 87V86H260ZM22 88V87H21ZM26 88V87H25ZM46 88V87H45ZM76 88V87H75ZM82 88V87H81ZM80 88V89H81ZM86 88V87H85ZM180 88V87H179ZM255 88V87H254ZM253 88V89H254ZM258 88V87H257ZM47 89H48V87H47ZM83 89V88H82ZM161 89V88H160ZM170 89V88H169ZM175 89V88H174ZM181 89V88H180ZM190 89V88H189ZM251 89V88H250ZM1 90H2V88H1ZM35 90V89H34ZM43 90H45V89H43ZM73 90V89H72ZM85 90V89H84ZM89 90V89H88ZM92 90H93V88H92ZM108 90V89H107ZM147 90V89H146ZM145 90V91H146ZM170 90H172V89H170ZM177 90V89H176ZM248 90V89H247ZM69 91H71V90H69ZM90 91V90H89ZM97 91V90H96ZM106 91V90H105ZM118 91V90H117ZM191 91V90H190ZM249 91V90H248ZM254 91V90H253ZM260 92H261V90H259ZM20 92H22V91H20ZM25 94H26V89H25ZM30 92V91H29ZM28 92V93H29ZM39 92H41V91H39ZM46 92V91H45ZM63 92V91H62ZM72 92V91H71ZM79 92H81V90L79 91ZM83 92V91H82ZM92 92V91H91ZM107 92H109V91H107ZM175 92V91H174ZM185 92V91H184ZM186 92H187V89H186ZM1 93H3V92H1ZM23 93V92H22ZM49 93V92H48ZM89 93V92H88ZM94 93H95V91H94ZM148 93V92H147ZM172 93V92H171ZM192 93V92H191ZM201 93H204L205 95H210L215 101H217V104H218V106H220L225 112H226V110H225V105H226V102L227 101H229V100H231V101H235V100H239L242 96H246V94H247V92L245 91V89H244V86L242 87V86H239V85H229V86H221L220 85V83H219V81L218 80H216V78L214 77V78H212V79H209V80H207V81H205V84H203V86L201 87ZM253 93V92H252ZM252 93H251V95H252ZM257 93V92H256ZM256 93H253L254 94V96H255V94ZM77 94V93H76ZM129 94V93H128ZM135 94V93H134ZM175 94H177V93H175ZM193 94V93H192ZM1 95V94H0ZM33 95V94H32ZM52 95H53V93H52ZM71 95V94H70ZM73 95V94H72ZM79 95V94H78ZM90 95V94H89ZM146 95V94H145ZM169 95V94H168ZM182 95V94H181ZM188 95V94H187ZM194 95H196V94H194ZM260 95V94H259ZM7 96V95H6ZM23 96V95H22ZM21 96V97H22ZM28 96H29V94H28ZM44 96V95H43ZM43 96H41V97H43ZM94 96V95H93ZM95 96H96V94H95ZM163 96V95H162ZM165 96V95H164ZM167 96V95H166ZM177 96V95H176ZM253 96V97H254ZM256 96H257V94H256ZM2 96H0V98H1ZM10 97V96H9ZM32 97V96H31ZM34 97V96H33ZM46 97V96H45ZM79 97H80V95H79ZM82 98H84L83 96H81ZM179 97V96H178ZM183 97V96H182ZM187 97V96H186ZM190 97V96H189ZM196 97H198V96H196ZM202 97V96H201ZM261 97V96H260ZM38 98V97H37ZM93 98V97H92ZM150 98V97H149ZM162 98H164V97H162ZM167 98V97H166ZM177 98V97H176ZM191 98V97H190ZM209 98V97H208ZM258 98V97H257ZM20 99V98H19ZM31 99V98H30ZM39 99V98H38ZM53 100H54V98H52ZM70 99V98H69ZM78 99V98H77ZM94 99V98H93ZM93 99H92V101H93ZM98 99V98H97ZM156 99V98H155ZM159 99V98H158ZM175 99V98H174ZM21 100H22V98H21ZM47 100V99H46ZM61 100H63V99H61ZM162 100V99H161ZM182 100H183V98H182ZM189 100V99H188ZM191 100V99H190ZM189 100V101H190ZM197 100V99H196ZM201 100V99H200ZM211 100V99H210ZM260 100H261V98H260ZM8 101V100H7ZM16 101H17V99H16ZM19 101V100H18ZM35 101V100H34ZM34 101H33V103H34ZM37 101V100H36ZM66 101V100H65ZM69 101H71V100H69ZM69 101H67V102H69ZM135 101V100H134ZM166 101V100H165ZM214 101V102H215ZM263 101H264V99H263ZM2 102V101H1ZM56 102V101H55ZM96 102V100H94V103ZM162 102H164V101H162ZM201 102V101H200ZM4 103V102H3ZM28 103V102H27ZM26 103V104H27ZM50 103H51V101H50ZM91 103V102H90ZM93 103V102H92ZM124 103H125V101H124ZM136 103V102H135ZM177 104H178V102H176ZM180 103V102H179ZM192 103H194V102H192ZM209 103H210V101H209ZM230 103V102H229ZM233 103V102H232ZM252 103V102H251ZM255 103V105H256V107L257 108H260L262 105H261V103L262 102H254ZM9 104V103H8ZM13 104V103H12ZM19 104V103H18ZM26 104H24V106L26 105ZM29 104V103H28ZM72 104V103H71ZM76 104L78 105V102H76ZM96 104V103H95ZM153 104H154V102H153ZM158 104H159V102H158ZM181 104V103H180ZM195 104V103H194ZM202 103H200V105H201ZM205 104V103H204ZM3 105V104H2ZM4 105H6V102H5V104ZM23 105V104H22ZM34 105V104H33ZM32 105V106H33ZM50 105V104H49ZM48 105V106H49ZM55 105V104H54ZM54 105H53V107H54ZM87 105H89V104H87ZM171 105V104H170ZM187 105H189V104H187ZM191 105V104H190ZM213 105H214V103H213ZM233 105V104H232ZM243 105V104H242ZM254 105V106H255ZM68 106V105H67ZM66 106V107H67ZM139 106V105H138ZM165 106V105H164ZM164 106H162V107H164ZM167 106V105H166ZM181 106V105H180ZM226 106H228V104L226 105ZM233 106H235V105H233ZM239 106V105H238ZM251 106V105H250ZM264 106V105H263ZM7 107V106H6ZM34 107V106H33ZM70 107V106H69ZM74 107V106H73ZM93 107V106H92ZM127 107V106H126ZM156 107V106H155ZM185 107V106H184ZM197 107V106H196ZM201 107H202V105H201ZM212 107V106H211ZM213 107H215V106H213ZM2 108H3V106H2ZM4 108H5V106H4ZM8 108H9V106H8ZM26 108V107H25ZM35 108V107H34ZM65 108V107H64ZM76 108V107H75ZM85 108V107H84ZM91 108V107H90ZM105 109H106V106L104 107ZM165 108V107H164ZM190 108V107H189ZM244 108V107H243ZM247 108V107H246ZM30 109V108H29ZM32 109V108H31ZM71 109V108H70ZM92 109V108H91ZM111 109V108H110ZM148 109V108H147ZM157 109H159V108H157ZM156 109V110H157ZM161 109L162 108H160V111H161ZM185 109H186V107H185ZM204 109V108H203ZM212 109V108H211ZM217 109V108H216ZM233 109V108H232ZM242 109V108H241ZM250 109V108H249ZM8 110V109H7ZM6 110V111H7ZM15 110V109H14ZM65 110V109H64ZM74 110V109H73ZM145 110V109H144ZM188 110H191V109H188ZM208 110H210V109H208ZM228 110V109H227ZM229 110H231L230 108H229ZM239 110V109H238ZM21 111V110H20ZM26 111H27V109H26ZM39 111V110H38ZM56 111V110H55ZM83 111V110H82ZM88 111V110H87ZM86 111V112H87ZM108 111H110V110H108ZM139 111V110H138ZM147 111V110H146ZM218 111V110H217ZM264 111V110H263ZM103 112V111H102ZM112 112V111H111ZM135 112H137V111H135ZM148 112V111H147ZM181 112V111H180ZM179 112V113H180ZM183 112V111H182ZM199 112H201V111H199ZM207 112V111H206ZM214 112V111H213ZM245 112V111H244ZM249 112V111H248ZM261 112V111H260ZM20 113V112H19ZM22 113V112H21ZM38 113V112H37ZM67 113V112H66ZM65 113V114H66ZM91 113V112H90ZM141 113V112H140ZM187 113V112H186ZM185 113V114H186ZM209 113V112H208ZM211 113H212V111H211ZM224 113V112H223ZM227 113V112H226ZM232 113H234V112H232ZM243 113V112H242ZM257 113H259V112H257ZM3 114V113H2ZM14 114V113H13ZM29 114H30V112H29ZM28 114V111H27V116L29 115ZM32 114V113H31ZM30 114V115H31ZM53 114V113H52ZM72 114V113H71ZM104 114V113H103ZM169 114H170V111H169ZM189 114H191L190 112H189ZM197 114V113H196ZM206 114V113H205ZM215 114H216V112H215ZM218 114V113H217ZM18 115V114H17ZM20 116H21V114H19ZM57 115H58V113H57ZM73 115H75L74 113H73ZM80 115V114H79ZM86 115V114H85ZM91 115V114H90ZM127 115V114H126ZM145 115V114H144ZM179 115V114H178ZM188 115V114H187ZM187 115H185V116H187ZM221 115V114H220ZM219 115V117H221ZM227 115H228V113H227ZM239 115V114H238ZM249 115V114H248ZM10 116V115H9ZM34 116H36V115H34ZM68 116H69V114H68ZM95 116H97V115H95ZM100 116V115H99ZM108 116H110V115H108ZM153 116H155L154 114H153ZM176 116V115H175ZM212 116V115H211ZM33 117V116H32ZM64 117V116H63ZM62 117V118H63ZM71 117V116H70ZM79 117V116H78ZM83 117H84V115H83ZM94 116H92V118H93ZM107 117V116H106ZM151 117V116H150ZM183 117V116H182ZM188 117V116H187ZM201 117V116H200ZM208 117V116H207ZM210 117V116H209ZM213 117V116H212ZM225 117V116H224ZM237 117V116H236ZM245 117V116H244ZM260 117V116H259ZM36 118H37V116H36ZM50 118V117H49ZM61 118V117H60ZM59 118V119H60ZM154 118V117H153ZM168 118V117H167ZM189 118V117H188ZM202 118V117H201ZM240 118H241V115H240ZM247 118V117H246ZM254 118V117H253ZM261 119H262V116L260 117ZM11 119H13V117L11 118ZM16 119H17V116H16ZM54 119H55V117H54ZM53 119V120H54ZM69 119V118H68ZM89 119V118H88ZM100 119V118H99ZM109 119V118H108ZM169 119V118H168ZM181 119V118H180ZM179 119V120H180ZM183 119V118H182ZM203 119H205V118H203ZM207 119V118H206ZM218 119H220L221 120V118H218ZM234 119H236V118H234ZM8 120V119H7ZM18 120V119H17ZM33 120V119H32ZM35 120V119H34ZM37 120V119H36ZM75 120V119H74ZM90 120V119H89ZM88 120V121H89ZM120 120V119H119ZM147 120H148V118H147ZM153 120V119H152ZM171 120V119H170ZM173 121H174V119H172ZM186 120H188V119H186ZM197 120V119H196ZM212 120H213V118H212ZM216 120V119H215ZM223 120V119H222ZM221 120V121H222ZM231 120V119H230ZM237 120V119H236ZM257 120H258V118H257ZM256 120V121H257ZM8 121H10V120H8ZM12 121V120H11ZM50 121V120H49ZM64 121V120H63ZM76 121V120H75ZM132 121V120H131ZM130 121V122H131ZM146 121V120H145ZM149 121V120H148ZM154 121V120H153ZM177 121V120H176ZM191 121V120H190ZM195 121V120H194ZM204 121V120H203ZM217 121V120H216ZM215 121V123H217ZM224 121H226L225 119H224ZM238 121V120H237ZM240 121H242V120H240ZM247 121V120H246ZM255 121V122H256ZM38 122V121H37ZM62 122V121H61ZM94 122V121H93ZM96 122V121H95ZM107 122V121H106ZM162 122V121H161ZM200 122H201V120H200ZM199 122V123H200ZM239 122V121H238ZM253 122H254V120H253ZM254 122V123H255ZM2 123V122H1ZM12 123V122H11ZM29 123V122H28ZM31 123V122H30ZM73 123V122H72ZM109 123V122H108ZM121 123V122H120ZM196 123V122H195ZM195 123L193 124V125H195ZM198 123V124H199ZM207 123V122H206ZM219 123V122H218ZM217 123V124H218ZM221 123V122H220ZM223 123V122H222ZM225 123V122H224ZM235 123V122H234ZM246 123V122H245ZM248 123V122H247ZM3 124V123H2ZM8 124H10V123H8ZM36 124V123H35ZM43 124V123H42ZM41 124V125H42ZM71 124V123H70ZM138 124V123H137ZM175 124V123H174ZM201 124V123H200ZM208 124H210V123H208ZM214 124V123H213ZM227 124V123H226ZM237 124V123H236ZM235 124V125H236ZM6 125V124H5ZM13 125V124H12ZM30 126H31V124H29ZM63 125V124H62ZM121 125V124H120ZM139 125V124H138ZM191 125H192V121H191ZM192 125V126H193ZM230 125V124H229ZM234 125V124H233ZM253 125H255V124H253ZM263 125V127H264V123L262 124ZM7 126V125H6ZM5 126V127H6ZM11 126V125H10ZM40 126V125H39ZM64 126V125H63ZM73 126V125H72ZM99 126V125H98ZM173 126V125H172ZM197 126H199V125H197ZM214 126V125H213ZM226 126H228V125H226ZM232 126V125H231ZM243 126V125H242ZM246 126V125H245ZM4 127V126H3ZM9 127V126H8ZM29 127V126H28ZM27 127V128H28ZM67 127V126H66ZM65 127V128H66ZM71 127V126H70ZM207 127V126H206ZM206 127H204V128H206ZM248 127V126H247ZM16 128V127H15ZM25 128V127H24ZM41 128V127H40ZM69 128V127H68ZM108 128H109V126H108ZM124 128V127H123ZM132 127H130V129H131ZM138 128H139V126H138ZM218 128H220V127H218ZM234 128H237V125H236V127H234ZM233 128V129H234ZM240 128V127H239ZM257 128V127H256ZM255 128V129H256ZM1 129H2V127H1ZM9 129V128H8ZM43 129V128H42ZM48 129V128H47ZM63 129V128H62ZM76 129V128H75ZM113 129H115V128H113ZM134 129V128H133ZM136 129V128H135ZM141 129V128H140ZM215 129V128H214ZM228 129H229V127H228ZM241 129V128H240ZM240 129H238L239 130V132H240ZM243 129V128H242ZM241 129V130H242ZM250 129H253V127L252 128H250ZM255 129H253V131L255 130ZM64 130H66V129H64ZM99 130V129H98ZM100 130H101V128H100ZM142 130H143V128H142ZM147 130H149V129H147ZM180 130V129H179ZM191 130V129H190ZM193 130V129H192ZM235 130V129H234ZM258 130V129H257ZM13 131V130H12ZM80 131V130H79ZM129 131V130H128ZM138 131V130H137ZM243 131V133H244V130H242ZM242 131H241V134H242ZM256 131V130H255ZM259 131V133H261L260 132V130H258ZM258 131H256V132H258ZM1 132V131H0ZM26 132V131H25ZM53 132V131H52ZM66 132V131H65ZM74 132V131H73ZM112 132V131H111ZM130 132V131H129ZM133 132V131H132ZM141 132V131H140ZM148 132V131H147ZM182 132V131H181ZM232 132V131H231ZM238 132V133H239ZM2 133V132H1ZM5 133V132H4ZM55 133V132H54ZM67 133V132H66ZM100 133V132H99ZM145 133V132H144ZM236 133V132H235ZM250 133H253L252 131L250 132ZM264 133V132H263ZM7 134V133H6ZM5 134V135H6ZM33 134V133H32ZM72 134V133H71ZM115 134H117V132L115 133ZM183 134V133H182ZM237 134V133H236ZM240 134V135H241ZM245 134H247L246 132H245ZM244 134V135H245ZM255 136H252V137H248V138H252L254 141H256V140H260V135L259 136H257L255 133H253ZM253 134H251V135H253ZM18 135V134H17ZM52 135V134H51ZM77 135V134H76ZM89 135V134H88ZM106 135V134H105ZM113 135H114V133H113ZM129 135H131V134H129ZM128 135V136H129ZM222 135H223V132H222ZM238 135V134H237ZM33 136H34V134H33ZM73 136V135H72ZM97 136V135H96ZM104 136V135H103ZM107 136V135H106ZM117 136V135H116ZM137 136V135H136ZM156 136V135H155ZM71 137V136H70ZM76 137V136H75ZM119 137H121L120 135H119ZM118 137V138H119ZM138 137V136H137ZM166 137V136H165ZM207 137V136H206ZM243 137V136H242ZM3 138V137H2ZM30 138V137H29ZM41 138V137H40ZM46 138V137H45ZM48 138V137H47ZM50 138V137H49ZM63 138V137H62ZM66 138V137H65ZM64 138V139H65ZM72 138V137H71ZM87 138V137H86ZM103 137H101V139H102ZM113 138H114V136H113ZM239 138H240V136H239ZM245 138H246V135H245ZM247 138V139H248ZM5 139V138H4ZM32 139H34V138H32ZM74 139V138H73ZM72 139V140H73ZM96 139V138H95ZM98 139V138H97ZM109 139H110V137H109ZM115 139V138H114ZM141 139V138H140ZM162 139H163V137H162ZM166 139H168V138H166ZM199 139V138H198ZM207 139H209V138H207ZM243 139V138H242ZM251 139V140H252ZM256 139V140H255ZM263 139H264V137H263ZM52 140V139H51ZM59 140V139H58ZM57 140V141H58ZM68 140V139H67ZM78 140V139H77ZM92 140V143L95 141L93 138L91 139ZM94 140V141H93ZM99 140V139H98ZM116 140V139H115ZM134 140H136V138L134 139ZM137 140H139V139H137ZM143 140V139H142ZM171 140H173V138L171 139ZM244 140V139H243ZM5 141V140H4ZM10 141V140H9ZM22 141V140H21ZM30 141V140H29ZM46 141V140H45ZM48 141V140H47ZM57 141H56V143H57ZM62 141H64V140H62ZM103 141H104V139H103ZM117 141V140H116ZM129 141V140H128ZM209 141V140H208ZM262 141V140H261ZM1 142V141H0ZM12 142V141H11ZM27 143H28V141H26ZM65 142V141H64ZM67 142V141H66ZM72 142V141H71ZM80 142V141H79ZM82 142V141H81ZM118 142V141H117ZM135 142V141H134ZM153 142V141H152ZM214 142V141H213ZM218 142V141H217ZM247 142H250V141H247ZM252 142V141H251ZM4 143V142H3ZM26 143V144H27ZM62 143V142H61ZM88 143V142H87ZM101 143H103V142H101ZM112 143V142H111ZM115 143V142H114ZM131 143V142H130ZM253 143V142H252ZM20 144V143H19ZM18 144V145H19ZM38 144H40L41 145V143H38ZM48 144V143H47ZM59 144V143H58ZM63 144V143H62ZM66 144V143H65ZM75 144V143H74ZM77 144H79L78 143V141H77ZM81 144V143H80ZM108 144V143H107ZM128 144V143H127ZM134 144V143H133ZM139 144H142V143H140L139 142ZM144 144V143H143ZM142 144V145H143ZM176 144H177V142H176ZM200 144V143H199ZM25 145V144H24ZM52 145V144H51ZM67 145V144H66ZM65 145V146H66ZM71 145H72V143H71ZM71 145H69V146H71ZM87 144H85V146H86ZM106 145V144H105ZM122 145V144H121ZM126 144L124 143V145H122V146H125ZM153 145V144H152ZM163 145V144H162ZM171 145V144H170ZM202 145V144H201ZM251 145H253V144H251ZM256 145H257V143H256ZM0 146H2V145H0ZM23 146V145H22ZM26 146V145H25ZM63 146V145H62ZM75 146V145H74ZM81 146V145H80ZM128 146V145H127ZM127 146H125V147H127ZM135 146V145H134ZM149 146V145H148ZM219 146V145H218ZM247 146H249V145H247ZM262 146V145H261ZM3 147V146H2ZM9 147V146H8ZM28 147V146H27ZM38 147H40V146H38ZM48 147V146H47ZM58 147V146H57ZM59 147H60V144H59ZM67 147V146H66ZM73 147V146H72ZM82 147H83V145H82ZM81 147V148H82ZM93 147V146H92ZM97 147H99V146H97ZM137 147V146H136ZM144 147V146H143ZM147 147V146H146ZM212 147V146H211ZM236 147L237 148H235V149H233L231 152H230V155L229 156H227L224 160H223V165H224V167H215V168H213V170H212V172L211 173H208V174H204V178H203V182L202 183H200V184H197V185H192V183L194 182H192V180L190 179L189 181H188V188L187 189H185V190H183V191H179V190H177L176 188H177V183H178V180H177V175H176V172L173 170V169H171V168H166L165 170H163L162 172H157V170H158V167H159V157H158V155H157V151L156 150H154V149H152V151H154L153 153H152V155L151 156H147V155H145V156H142L141 157V159H140V161H141V163H140V166H141V168H142V170L143 171H150L149 173H148V175L146 176V177H144L143 179H142V186H144V191L142 190V188H141V190L143 191V195H141V196H139V193H137V192H120V196H119V200H122V198H129L130 199V201H131V208L132 209H134V202H136V200H137V198L139 197V198H143L142 200L144 201L143 202V204H142V208L140 209L141 210V214H143L145 217H146V219H143V218H139V219H134L133 217V219L132 218H129V217H127V218H124L122 215V217L121 216H119V218L120 219H115V220H117L116 222H112L111 223V227H106V228H104L103 230H102V233H100V234H102L101 235V237H100V239L98 240V242L95 244V246H91V247H93V248H89L88 249V254H89V256L88 257H90L91 259H93L94 261H97V263L98 264H146V262L144 261V258H146V257H157V258H160L161 260H159V262L160 261H162V262H165L164 264H175V261L177 260V259H182L183 258V255H184V252H183V250L181 249V247H180V242H179V239H178V237L176 236V235H174V233H169L168 232V230H167V228H166V225H165V223H164V214H163V212H162V210H161V208L157 205V203H156V201L157 200H159L160 198L163 200V204H162V206H163V209H164V211H170V210H172V209H174L173 207H174V205H176V204H181V205H184V206H189L190 204H192V203H195L198 199H199V194H200V206H201V211H202V213H205L206 214V217L208 218V220L210 221V219H211V214H209L210 212H212V214L214 213L215 214V219L217 218L218 220H219V224H221V225H223V227H226L227 225L228 226H231L232 225V229H234L235 230V232H240V231H245V229L243 228V226H245V225H243V219L241 218V220H238L239 219V217L240 216H245V213H256L257 212V208H259V207H261V206H263V204H264V194H260L259 195V200L258 201H256V200H252V201H250V202H248V203H242V201L239 199V197H241L242 196V194L243 193H245V190L246 189H250L251 188V184H252V178H251V175H250V172L248 171V172H245V170H243L242 169V167L244 166V165H246V166H249V165H251V164H253V158H252V155H251V152H250V150L247 148V149H245V148H243V147H238V144L236 145ZM250 147V146H249ZM252 147V146H251ZM250 147V148H251ZM256 148H258L257 146H255ZM64 148V147H63ZM62 148V149H63ZM68 148V147H67ZM71 148V147H70ZM77 148H79V147H77ZM138 148V147H137ZM142 148V147H141ZM145 148V147H144ZM143 148V149H144ZM167 148V147H166ZM5 149V148H4ZM45 149H46V147H45ZM44 149V150H45ZM52 149H54L55 150V148L53 147ZM61 149V148H60ZM61 149V150H62ZM72 149V148H71ZM89 149H90V147H89ZM99 149V148H98ZM103 149V148H102ZM108 149V148H107ZM106 149V150H107ZM122 149V148H121ZM127 149V148H126ZM130 149V148H129ZM253 149V148H252ZM259 149V148H258ZM48 150V149H47ZM66 150V149H65ZM68 150V149H67ZM73 151L75 150V149H72ZM93 150V149H92ZM111 150V149H110ZM123 150V149H122ZM121 150V151H122ZM151 150V149H150ZM166 150V149H165ZM204 150V149H203ZM259 150H261V149H259ZM259 150H258V152H259ZM5 151H7V149L5 150ZM4 151V152H5ZM59 151V150H58ZM76 151V150H75ZM109 151V150H108ZM112 151V150H111ZM114 151H115V149H114ZM127 151V150H126ZM133 151V150H132ZM132 151H131V155H132ZM139 151V150H138ZM228 151V150H227ZM255 151H257L256 149H255ZM254 151V152H255ZM262 151V150H261ZM10 152V151H9ZM8 152V153H9ZM60 153L62 152V151H59ZM65 152V151H64ZM92 152V151H91ZM96 152V151H95ZM118 152V151H117ZM143 152V151H142ZM148 152H149V150H148ZM17 153V152H16ZM45 153V152H44ZM49 153V152H48ZM66 153V152H65ZM77 153V152H76ZM97 153H98V151H97ZM105 153V152H104ZM107 153V152H106ZM111 153V152H110ZM109 153V154H110ZM113 153H115V152H113ZM112 153V154H113ZM119 153V152H118ZM121 153V152H120ZM133 153H136V152H134L133 151ZM164 153V152H163ZM183 153V152H182ZM255 153H257V152H255ZM262 153H263V151H262ZM43 154V153H42ZM59 154V153H58ZM63 154V153H62ZM92 154V153H91ZM117 154V153H116ZM115 154V155H116ZM126 154H128V152L126 153ZM139 154V153H138ZM252 154H254L253 152H252ZM261 154V153H260ZM57 155V154H56ZM55 155V156H56ZM66 155V154H65ZM68 155V154H67ZM66 155V156H67ZM78 155V154H77ZM100 155L102 156L103 155V153L101 154L100 153ZM118 155H120V154H118ZM133 155H135V154H133ZM137 155V154H136ZM166 155H167V153H166ZM256 155V154H255ZM259 155V154H258ZM11 156V155H10ZM37 156H38V154H37ZM78 156H81V155H78ZM85 156V155H84ZM97 156V155H96ZM106 156V155H105ZM125 156V155H124ZM197 156V155H196ZM18 157V156H17ZM48 157V156H47ZM52 157H53V155H52ZM68 157V156H67ZM90 157V156H89ZM94 157H95V154H94ZM109 157V156H108ZM111 157V156H110ZM127 157V156H126ZM131 157V156H130ZM161 157V156H160ZM33 158V157H32ZM59 158V157H58ZM57 158V159H58ZM84 158V157H83ZM93 158V157H92ZM96 158V157H95ZM97 158H98V156H97ZM107 158V157H106ZM112 158H114V157H112ZM179 158V157H178ZM14 159H15V157H14ZM19 159V158H18ZM30 159V158H29ZM37 159V158H36ZM55 159V158H54ZM53 159V160H54ZM86 159V158H85ZM101 159V158H100ZM109 159H111V158H109ZM127 159V158H126ZM169 159V158H168ZM176 159V158H175ZM183 159V158H182ZM181 159V160H182ZM188 159V158H187ZM51 160V159H50ZM90 160V159H89ZM118 160V159H117ZM134 160V159H133ZM133 160H132V162H133ZM22 161V160H21ZM31 161V160H30ZM34 161V160H33ZM52 161V160H51ZM62 161V160H61ZM64 161V160H63ZM86 161V160H85ZM84 161V162H85ZM93 161H94V159H93ZM98 160L96 159V162H97ZM113 161V160H112ZM128 161H129V159H128ZM185 161H187V160H185ZM36 162V161H35ZM38 162H40L39 160H38ZM57 162H59V161H57ZM65 162V161H64ZM126 162V161H125ZM134 162H135V160H134ZM217 162H218V160H217ZM33 163V162H32ZM42 163V162H41ZM45 163V162H44ZM69 163V162H68ZM79 163V162H78ZM90 163H92V162H90ZM100 163H101V161H100ZM109 163H113V162H109ZM115 163V162H114ZM124 163V162H123ZM138 163V162H137ZM180 163V162H179ZM189 163V162H188ZM205 163V162H204ZM259 163V162H258ZM94 164V163H93ZM97 164V163H96ZM95 164V165H96ZM102 164V163H101ZM129 164V163H128ZM132 164V163H131ZM184 164V163H183ZM264 164V163H263ZM34 165V164H33ZM88 165H89V163H88ZM106 165H108V163L106 164ZM126 165V164H125ZM259 165H260V163H259ZM37 166H38V164H37ZM44 166V165H43ZM79 166V165H78ZM82 166H84V165H82ZM87 166V165H86ZM97 166V165H96ZM95 166V167H96ZM99 166V165H98ZM102 166V165H101ZM101 166H100V168H101ZM110 166V165H109ZM132 166V165H131ZM150 166H151V168H150ZM180 166V165H179ZM190 166H191V164H190ZM210 166V165H209ZM76 167V166H75ZM108 167V166H107ZM123 167V166H122ZM126 167V166H125ZM15 168V167H14ZM43 168V167H42ZM41 168V169H42ZM63 168V167H62ZM78 168V167H77ZM77 168H76V170H77ZM93 168V167H92ZM115 168V167H114ZM161 167H159V169H160ZM261 168V167H260ZM259 168V169H260ZM25 169H26V167H25ZM29 169H31V168H29ZM84 169V168H83ZM111 169V168H110ZM133 169H134V167H133ZM190 169V168H189ZM45 172L47 171V170H45V169H43ZM42 170V171H43ZM51 170V169H50ZM53 170H54V168H53ZM86 170V169H85ZM88 170V169H87ZM86 170V172H90V170H88L87 171ZM98 170H99V168H98ZM106 170V169H105ZM111 170H113V169H111ZM20 171V170H19ZM41 171V172H42ZM82 171V170H81ZM106 171H109V169L108 170H106ZM120 171H121V169H120ZM125 171V170H124ZM134 171V170H133ZM180 171V170H179ZM261 171H262V169H261ZM44 172V173H45ZM54 173L55 172H57V171H53ZM113 172H115V171H113ZM130 172V171H129ZM196 172H198V171H196ZM252 172V171H251ZM25 173V172H24ZM84 173H85V171H84ZM94 173V172H93ZM131 173V172H130ZM28 174V173H27ZM56 174H58V173H56ZM83 174V173H82ZM88 174V173H87ZM91 174H92V172H91ZM104 174V173H103ZM201 174V172H199L197 175H200ZM229 174H232L234 177H236V178H238L237 179V181L236 182H231L230 181V179H229V177H228V175ZM46 175V174H45ZM44 175V176H45ZM60 175H61V173H60ZM59 175V176H60ZM94 175H96V174H93V176ZM2 176V175H1ZM15 176V175H14ZM89 176V175H88ZM93 176H91V177H93ZM102 176V175H101ZM134 176V175H133ZM201 176V175H200ZM27 177H28V175H27ZM37 177V176H36ZM52 177H54V176H52ZM56 177V176H55ZM72 177V176H71ZM85 176H83V178H84ZM98 177V176H97ZM115 177H116V175H115ZM123 177V176H122ZM142 177V176H141ZM233 177V178H234ZM16 178V177H15ZM43 178H47V176L46 177H43ZM42 178V179H43ZM82 178V177H81ZM95 178H96V176H95ZM104 178V177H103ZM192 178V177H191ZM201 178V177H200ZM21 179V178H20ZM39 179V178H38ZM48 179H50V177L48 178ZM63 179H65V178H63ZM67 179H69V178H67ZM75 179V178H74ZM78 179V178H77ZM85 179V178H84ZM87 179V178H86ZM90 179V178H89ZM98 179H100V178H98ZM98 179H96V180H98ZM107 179V178H106ZM116 179V178H115ZM138 179V178H137ZM264 179V178H263ZM5 180V179H4ZM71 180H72V178H71ZM83 180V179H82ZM95 180V181H96ZM104 180V179H103ZM187 180V179H186ZM17 181V180H16ZM26 181V180H25ZM45 181H46V179H45ZM77 181H79V179L77 180ZM89 181V180H88ZM90 181H91V179H90ZM89 181V182H90ZM95 181H94V183H95ZM108 181H110V180H108ZM198 181V180H197ZM50 182V181H49ZM57 182H58V180H57ZM91 182H93V181H91ZM102 182V181H101ZM138 182V181H137ZM183 182V181H182ZM19 183H21V182H19ZM30 183V182H29ZM68 183V182H67ZM98 183V182H97ZM106 183V182H105ZM196 183H199V182H196ZM22 184V183H21ZM181 184V183H180ZM78 185H80V184H78ZM84 185V184H83ZM93 185H95V184H93ZM93 185H91L92 187H93ZM179 185V184H178ZM184 185H185V182H184ZM40 186V185H39ZM80 186H82V185H80ZM101 186V185H100ZM108 186V185H107ZM141 186V187H142ZM61 187V186H60ZM67 187V186H66ZM83 187V186H82ZM95 187V186H94ZM114 187V186H113ZM187 187V186H186ZM185 187V188H186ZM17 188V187H16ZM34 188H36V190H37V187H34ZM33 188V189H34ZM54 188V187H53ZM88 188V187H87ZM124 188V187H123ZM134 188V187H133ZM41 189V188H40ZM51 189V187L49 188V190ZM76 188H74V190H75ZM89 189V188H88ZM87 189V190H88ZM117 189V188H116ZM115 189V190H116ZM125 189V188H124ZM29 190V189H28ZM54 190H56V189H54ZM93 190H94V188H93ZM96 190V189H95ZM109 191H110V189H108ZM113 190V189H112ZM122 190V189H121ZM140 190V189H139ZM80 191H82V189L80 190ZM102 191V190H101ZM106 191V190H105ZM118 191V190H117ZM257 191V190H256ZM52 192V191H51ZM55 192V191H54ZM58 192V191H57ZM86 192V191H85ZM90 192V191H89ZM88 192V193H89ZM98 192V191H97ZM100 192V191H99ZM98 192V193H99ZM7 193V192H6ZM21 193V192H20ZM31 193V192H30ZM77 193V192H76ZM106 193V192H105ZM10 194V193H9ZM44 194V193H43ZM55 194H56V192H55ZM58 195H59V193H57ZM82 194V193H81ZM97 194V193H96ZM241 194V195H240ZM4 195V194H3ZM51 195V194H50ZM53 195H54V193H53ZM99 195H101V194H99ZM1 196V195H0ZM43 196V195H42ZM66 196V195H65ZM88 196V195H87ZM92 196V195H91ZM175 196V198H172V197H174ZM9 197H10V195H9ZM8 197V198H9ZM14 197V196H13ZM23 197V196H22ZM21 197V198H22ZM49 197V196H48ZM51 197V196H50ZM55 198H56V196H54ZM60 197V196H59ZM117 197V196H116ZM170 197H171V199H170ZM24 198V197H23ZM47 198V197H46ZM78 198V197H77ZM109 198H110V196H109ZM37 199V198H36ZM68 199V198H67ZM112 199V198H111ZM114 199V198H113ZM25 200V199H24ZM109 200V199H108ZM118 200V199H117ZM228 200H230V202H229V204H228ZM46 201V200H45ZM49 201V200H48ZM52 201V200H51ZM51 201H49V202H51ZM68 201V200H67ZM70 201H73V200H70ZM81 201V200H80ZM83 201V200H82ZM177 202L176 204L174 203V202ZM3 202V201H2ZM35 202V201H34ZM55 202V201H54ZM64 202V201H63ZM76 202V201H75ZM85 202V201H84ZM96 202V201H95ZM100 202V201H99ZM139 202V201H138ZM1 203V202H0ZM22 203V202H21ZM23 203H24V201H23ZM73 203V202H72ZM117 204H118V202H116ZM10 204V203H9ZM26 204V203H25ZM25 204H23V205H25ZM40 204V203H39ZM50 204V203H49ZM62 204V203H61ZM69 204V203H68ZM81 204V203H80ZM83 204V203H82ZM85 204V203H84ZM89 204V203H88ZM87 204V205H88ZM110 204V203H109ZM113 204H115V201L113 202ZM137 204V202L135 203V205ZM5 205V204H4ZM16 205V204H15ZM51 205V204H50ZM101 205V204H100ZM116 205V204H115ZM114 205V206H115ZM140 205V204H139ZM10 206V205H9ZM8 206V207H9ZM19 206H22V205H19ZM26 206V205H25ZM62 206H63V204H62ZM79 206H82V207H84L83 205H79ZM103 206H104V204H103ZM2 207H3V204H2ZM12 207V206H11ZM36 207V206H35ZM49 207V206H48ZM97 207V206H96ZM128 207V206H127ZM229 207H230V209H231V211L229 210ZM6 208V207H5ZM29 208H30V206H29ZM34 208V207H33ZM51 208V207H50ZM94 208V207H93ZM105 208V207H104ZM111 208H112V206H111ZM8 209V208H7ZM7 209H5V210H7ZM17 209H18V207H17ZM26 209V208H25ZM36 209V208H35ZM74 209V208H73ZM72 209V210H73ZM98 209V208H97ZM117 209V208H116ZM121 209V208H120ZM123 209V208H122ZM12 210V209H11ZM54 210V209H53ZM82 210V209H81ZM108 210V209H107ZM1 211H2V209H1ZM29 211V210H28ZM36 211H38V210H36ZM44 211V210H43ZM46 211H47V209H46ZM67 211H69V210H67ZM87 211V210H86ZM97 211V210H96ZM125 211H126V207H125ZM136 211H137V209H136ZM18 212V211H17ZM20 212V211H19ZM26 212H27V210H26ZM49 213H50V210L48 211ZM113 212V211H112ZM133 212V211H132ZM45 213H47V212H45ZM52 213V212H51ZM54 213V212H53ZM58 213V212H57ZM70 213V212H69ZM94 213V212H93ZM97 213V212H96ZM115 213H116V211H115ZM114 213V214H115ZM122 213H123V211H122ZM1 214H4V212L3 213H1ZM8 214V213H7ZM13 214H14V212H13ZM12 214V215H13ZM85 215H86V212L84 213ZM104 214V213H103ZM112 214V213H111ZM110 214V215H111ZM113 214V215H114ZM121 214V213H120ZM129 214V213H128ZM9 215V214H8ZM20 215V214H19ZM27 215H28V213H27ZM38 215V214H37ZM47 215H49V214H47ZM57 215V214H56ZM58 215H59V213H58ZM96 215V214H95ZM104 215H106V214H104ZM109 215V214H108ZM125 216L127 215V213L126 214H124ZM21 216V215H20ZM46 216V215H45ZM60 216V215H59ZM82 216V215H81ZM92 216V215H91ZM114 216H116V214L114 215ZM134 216V215H133ZM6 217V216H5ZM4 217V218H5ZM10 217V216H9ZM17 217V216H16ZM25 217V216H24ZM43 217V216H42ZM58 217V216H57ZM76 217V216H75ZM86 217V216H85ZM102 217V216H101ZM108 217V216H107ZM110 217V216H109ZM108 217V218H109ZM111 217H112V215H111ZM138 217V216H137ZM213 217V216H212ZM28 218V217H27ZM35 218V217H34ZM60 218V217H59ZM114 218V217H113ZM12 219V218H11ZM21 219V218H20ZM24 219V218H23ZM22 219V220H23ZM78 218H76V220H77ZM82 219H83V217H82ZM81 219V220H82ZM86 219H87V217H86ZM128 219H129V222H130V224H132V225H134L139 231H140V234L146 239V241L150 244V248L149 249H145L142 253H140V252H137L136 253V251L135 250H132V249H129V248H126V249H124V251L123 250H121V248L124 246V243H123V241L121 240V239H113L112 237H111V235H110V231H111V229H117L118 227L119 228H121L122 227V225H124V224H126V221L128 222ZM31 220V219H30ZM111 220V219H110ZM113 220V219H112ZM111 220V221H112ZM6 222H7V220H5ZM14 221H16L15 219H14ZM34 221V220H33ZM61 221V220H60ZM79 221H80V218H79ZM97 221V220H96ZM114 221V220H113ZM191 221V220H190ZM247 221V220H246ZM258 221V220H257ZM28 222V221H27ZM30 222V221H29ZM28 222V223H29ZM47 222H49V221H47ZM68 222V221H67ZM83 222H84V220H83ZM101 222V221H100ZM251 222V221H250ZM14 223V222H13ZM32 222H30V224H31ZM36 223V221L34 222V224ZM41 222H39V225H41L40 224ZM171 223V222H170ZM260 223H261V228L264 226V220H261L260 221ZM16 224V223H15ZM20 224V223H19ZM49 224V223H48ZM85 224V223H84ZM87 224V223H86ZM164 224V225H163ZM177 224V223H176ZM225 224H227V225H225ZM3 225V224H2ZM8 225H10V224H8ZM7 225V226H8ZM17 225H18V222H17ZM37 225H38V223H37ZM47 225V224H46ZM49 225H51V224H49ZM54 225V224H53ZM89 225V224H88ZM179 225V224H178ZM12 226V225H11ZM56 226V225H55ZM54 226V227H55ZM59 226V225H58ZM227 226V227H228ZM259 226V225H258ZM259 226V227H260ZM3 227V226H2ZM5 227V226H4ZM15 227V226H14ZM14 227H13V229H14ZM29 227V226H28ZM34 227V226H33ZM44 227H48V226H44ZM69 227V226H68ZM77 227H79V225L77 226ZM93 227V226H92ZM125 227V226H124ZM131 227V226H130ZM247 227V226H246ZM60 228V227H59ZM82 228V227H81ZM264 228V227H263ZM7 229H8V227H7ZM16 229V228H15ZM33 229V231L35 230L34 228H32ZM32 229H31V231H32ZM43 229V228H42ZM41 229V230H42ZM67 229V228H66ZM70 229V228H69ZM73 229V228H72ZM87 229V228H86ZM126 229V228H125ZM125 229L123 230V231H125ZM129 229V228H128ZM259 229V228H258ZM11 230V229H10ZM29 230H30V227H29ZM51 230V229H50ZM74 230V229H73ZM76 230V229H75ZM84 230V229H83ZM88 230V229H87ZM133 230V229H132ZM261 230H263V229H261ZM260 230V231H261ZM4 231V230H3ZM17 231H19V230H17ZM23 231H24V229H23ZM23 231H21V232H23ZM44 231V230H43ZM47 231V230H46ZM52 231V230H51ZM78 231V230H77ZM138 231V232H139ZM11 232V231H10ZM35 232H37L38 233V231H35ZM75 232V231H74ZM87 232V231H86ZM118 232V231H117ZM130 232V231H129ZM155 232H157V233H155ZM258 232V231H257ZM24 233V232H23ZM22 233V234H23ZM34 233V232H33ZM41 233H43V232H41ZM72 233V232H71ZM126 233V232H125ZM261 233H262V231H261ZM261 233H260V237H261ZM3 234V233H2ZM13 234V233H12ZM17 234V233H16ZM25 234V233H24ZM34 234H36V233H34ZM51 234V233H50ZM130 234H131V232H130ZM139 234V235H140ZM247 234V233H246ZM258 234V233H257ZM5 235V234H4ZM29 235H30V232H29ZM32 235V234H31ZM30 235V236H31ZM40 235V234H39ZM71 235V234H70ZM84 235V234H83ZM91 235V234H90ZM133 235V234H132ZM137 235V234H136ZM225 235V234H224ZM9 236V235H8ZM24 236H26V235H24ZM33 236V235H32ZM35 236V235H34ZM47 236H48V234H47ZM47 236H45V238L47 237ZM52 236V235H51ZM54 236H55V234H54ZM65 236V235H64ZM87 236V235H86ZM126 236V235H125ZM124 236V237H125ZM131 236V235H130ZM227 236V235H226ZM249 236V235H248ZM253 236V235H252ZM255 236H257V235H255ZM82 237V236H81ZM90 237V236H89ZM134 237V236H133ZM237 237V236H236ZM243 237V236H242ZM262 237H264L263 236V233H262ZM2 238H4V237H2ZM26 238V237H25ZM30 238V237H29ZM35 238V237H34ZM38 238V237H37ZM40 239H41V237H39ZM38 238V239H39ZM49 237H47V239H48ZM58 237L56 236V239H57ZM72 238V237H71ZM92 238H93V236H92ZM143 238V239H144ZM246 238V237H245ZM250 238V237H249ZM19 239H20V237H19ZM31 239V238H30ZM43 239V238H42ZM52 238H50V240H51ZM59 239V238H58ZM89 239H91V238H89ZM95 239V238H94ZM156 239V240H155ZM187 239V238H186ZM258 239V238H257ZM257 239H256V243H257ZM22 240H24V239H22ZM61 240H62V238H61ZM61 240L59 241V242H61ZM70 240V239H69ZM86 240V239H85ZM134 240V239H133ZM231 240V239H230ZM238 240V239H237ZM248 240V239H247ZM246 240V241H247ZM262 240V239H261ZM264 240V239H263ZM262 240V242H264ZM1 241V240H0ZM13 241V240H12ZM11 241V242H12ZM19 241V240H18ZM26 241V240H25ZM31 241V240H30ZM29 241V242H30ZM43 241V240H42ZM46 241V240H45ZM44 241V242H45ZM54 241V240H53ZM70 241H72V240H70ZM69 241V242H70ZM128 241V240H127ZM139 241H140V239H139ZM208 241V240H207ZM229 241V240H228ZM244 241V240H243ZM242 241V242H243ZM250 241H253V240H250ZM5 242V241H4ZM40 242V241H39ZM39 242H37V243H39ZM59 242H58V245H59ZM68 242V243H69ZM133 242V241H132ZM137 242V241H136ZM144 242V241H143ZM142 242V243H143ZM255 242V241H254ZM253 242V243H254ZM2 243H3V241H2ZM7 243V242H6ZM13 243V242H12ZM21 242L19 241V246L21 245L20 244ZM32 243V242H31ZM45 243H47V242H45ZM50 243V242H49ZM62 243V242H61ZM234 243V242H233ZM244 243V242H243ZM26 244V243H25ZM29 244V243H28ZM53 244V243H52ZM52 244H51V246H52ZM70 244V243H69ZM139 244V243H138ZM144 244V243H143ZM190 244V243H189ZM258 244V243H257ZM7 245V244H6ZM10 245V244H9ZM32 245V244H31ZM47 245H48V243H47ZM65 245H67V243L65 244ZM91 245V244H90ZM93 245V244H92ZM255 245V244H254ZM264 245V244H263ZM1 246V245H0ZM18 246V247H19ZM33 246V245H32ZM32 246H30V248L32 247ZM35 246V245H34ZM39 246V245H38ZM46 246V245H45ZM56 246V245H55ZM62 246V245H61ZM60 246V247H61ZM7 247V246H6ZM5 247V248H6ZM17 247V248H18ZM22 247V246H21ZM24 247V246H23ZM29 247V246H28ZM44 247V246H43ZM54 247V246H53ZM57 247H59V246H57ZM56 247V249H58ZM63 247V246H62ZM251 247V246H250ZM259 247V246H258ZM257 247V248H258ZM4 248V249H5ZM25 248V247H24ZM37 248V247H36ZM55 248V247H54ZM146 248H147V246H146ZM11 249V248H10ZM20 249V248H19ZM23 249V248H22ZM29 249V248H28ZM38 249V248H37ZM36 249V250H37ZM40 249V248H39ZM50 249H52V248H50ZM49 249V250H50ZM1 250V249H0ZM16 250V249H15ZM45 249H43V252H45L44 251ZM48 250V249H47ZM59 250V249H58ZM148 250V251H147ZM10 251V250H9ZM12 251H14V250H12ZM11 251V252H12ZM27 251V250H26ZM52 251V250H51ZM35 252V251H34ZM41 252V251H40ZM42 252V253H43ZM67 252V251H66ZM150 252V253H149ZM252 252V251H251ZM21 253H23V252H21ZM20 252H19V254H21ZM65 253V252H64ZM70 253V252H69ZM73 253H74V251H73ZM237 253V252H236ZM4 254H5V252H4ZM27 254V253H26ZM25 254V255H26ZM37 254H39V253H37ZM43 254H45V253H43ZM53 254H54V251H53ZM52 254V255H53ZM67 254V253H66ZM15 255V254H14ZM31 255H34V254H31ZM60 255L61 256H64L63 254H61L60 253ZM71 255V254H70ZM248 255V254H247ZM17 256V255H16ZM19 256V255H18ZM24 256V255H23ZM36 256V255H35ZM51 256V255H50ZM54 256V255H53ZM52 256V257H53ZM26 257V256H25ZM24 257V258H25ZM30 257V256H29ZM29 257H28V259H29ZM34 257V256H33ZM45 257V256H44ZM251 257V256H250ZM264 257V256H263ZM1 258V257H0ZM42 258V257H41ZM48 258V257H47ZM156 258V259H157ZM249 258V257H248ZM36 259V258H35ZM39 259V258H38ZM49 259V258H48ZM52 259V258H51ZM74 259V258H73ZM251 259H253V258H251ZM250 259V261L252 262V260ZM258 259V258H257ZM15 260V259H14ZM13 260V261H14ZM23 260V259H22ZM33 260V259H32ZM31 260V261H32ZM56 260V262H57V260L58 259H55ZM158 260V259H157ZM249 260V259H248ZM259 260V259H258ZM257 260V261H258ZM8 261H9V259H8ZM21 261V260H20ZM20 261L18 262V263H20ZM39 261V260H38ZM40 261H44V260H41L40 259ZM48 261H50V260H48ZM92 261V260H91ZM24 262H25V259H24ZM47 262V261H46ZM156 262V261H155ZM225 262V261H224ZM259 262V261H258ZM4 263H6V262H4ZM14 263V262H13ZM38 263H40V262H37V264ZM43 263V262H42ZM48 263V262H47ZM50 263V262H49ZM68 263V262H67ZM73 263V262H72ZM71 263V264H72ZM161 263V262H160ZM257 263V262H256ZM7 264V263H6ZM23 264V263H22ZM26 264V263H25ZM35 264V263H34ZM41 264V263H40ZM57 264V263H56ZM159 264V263H158ZM250 264H252V263H250ZM255 264V263H254Z\"/></svg>",
	"mask_w": 264,
	"mask_h": 264
}]
</instances>
